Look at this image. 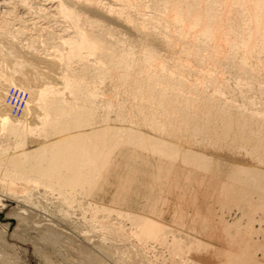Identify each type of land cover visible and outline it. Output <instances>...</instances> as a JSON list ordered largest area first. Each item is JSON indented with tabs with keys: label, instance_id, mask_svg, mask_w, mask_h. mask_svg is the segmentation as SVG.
<instances>
[{
	"label": "rangeland",
	"instance_id": "rangeland-1",
	"mask_svg": "<svg viewBox=\"0 0 264 264\" xmlns=\"http://www.w3.org/2000/svg\"><path fill=\"white\" fill-rule=\"evenodd\" d=\"M91 1L75 4L98 46L75 57L68 22L24 11L49 0L0 7V84L18 81L3 102L11 86L44 92L27 145L0 128V264H264V71L202 31L215 9V33L229 34L225 1ZM66 144L99 156L93 191L39 168L1 174L10 158Z\"/></svg>",
	"mask_w": 264,
	"mask_h": 264
},
{
	"label": "bare ground",
	"instance_id": "bare-ground-1",
	"mask_svg": "<svg viewBox=\"0 0 264 264\" xmlns=\"http://www.w3.org/2000/svg\"><path fill=\"white\" fill-rule=\"evenodd\" d=\"M15 1L16 0H0V7L3 8L4 14H11L17 8V6H20V5H17V3ZM92 1L93 2H102L101 0H92ZM216 1H218V0H216ZM224 1H225V3H224ZM75 2H76V0H58L55 2H53L52 0H49V2H47V3H44V4L41 3L42 6H45V7H40V8L34 9L31 6H29L28 8L24 9V11L27 9H31V10H33V12H36V10H38L41 14L40 17L47 19V20L48 19H60L61 21H64L65 23L68 22L69 29H72V28L75 29V31H73L74 35H69V33H68L67 35H69V37L65 38V37H63L64 34L63 35L61 34L62 35L61 38H62V42L64 43V48L67 49L68 53L73 55V57L79 55L82 49H87V50L88 49H95L98 46L97 40L92 38V36L89 35L88 31H86V29L82 26V24H80L81 15L79 12H77ZM221 2L226 4V7H227V10H225V11H227V22H228L227 29H228L229 34L226 33V34L220 36L218 33H215L217 30V27H218V24L216 23L218 21V18L216 15L217 10H215V9H213L211 11L212 13L210 16L208 15L206 17L209 19L210 23H208L205 26V28L202 29V31H204V33L208 37L226 40V44H227L229 50H231V52H234L236 50L240 54H242V56H243L242 63L244 66L249 64L252 66L251 69L257 70L258 72H263L264 71V0H223ZM18 3H19V1H18ZM213 8H215V7H213ZM31 10L28 11V14H31ZM15 12L16 11H14V13ZM21 14H23V13L21 12ZM35 14H38V13H35ZM24 15H21L18 17L23 18ZM32 15H34V13ZM179 15H181V13H179ZM186 15L187 16H186L185 23L187 22V24L185 25V28L190 29V32H192L191 29H193V28H195V26L199 25V23L197 22L199 20V17H200L199 13H197L196 11H193L189 8L186 12ZM25 17H28V16H25ZM6 18L7 17H5V19ZM19 18H18V20H19ZM176 18H178L177 20H179V17H176ZM15 19H16V17H15ZM29 19L26 21H29ZM23 20L24 19L21 20L22 23L24 22ZM49 21L50 20L45 21V22L48 23ZM24 23H26V22H24ZM29 23L37 24L36 22H33L32 20ZM52 23L54 24L55 22H52ZM63 23H61V24H63ZM40 24H42V23H40ZM56 24H57V22H56ZM48 25H50V23H48ZM57 25H59V22ZM27 26H29L28 23H27ZM42 26H43V24H42ZM64 27H67V25ZM23 28L24 29H22V31L27 32L25 30L26 27H23ZM61 28H60V30H61ZM32 29H35V28H32ZM48 29H50V28H48ZM69 29H67V31ZM18 30H21V28H19ZM28 30L30 33L31 32L37 33L36 32L37 30L36 31H30V29H28ZM41 30H43V27L41 28ZM62 30H63V28H62ZM39 31H40V29H39ZM193 32L195 33L194 30H193ZM45 33H47V31ZM191 34H193V33H191ZM29 37H30V39H32L31 36H29ZM2 44H3V41H1L0 46ZM65 49H64V51H65ZM73 57H71V58H73ZM0 69H1V67H0ZM0 77H1V79L3 78V72L2 71H0ZM64 78L66 80H72L71 76H64ZM9 83H13V84L17 85L18 81L14 78L12 79L11 77L10 78L6 77L4 80V83L0 84V128L2 129V131H8V132H12V133L21 129L20 130L21 134H20L19 144L20 145H27V143H28L27 134L29 132L31 133L33 131L31 124L33 123V120L37 117V114L34 112L33 107H35V105H39V103L42 101V96H43L44 92L41 91L40 89L39 90L36 89V92H35V90L30 91L29 100H28L29 107L27 105L28 108H26V110H25V112H26L25 117H23L24 116L23 115L22 119L14 120L12 118L13 116L9 114L10 111L8 112V109L6 108L7 104L5 102V99L3 102V94H4L3 92L5 91V88ZM25 89H27V88L25 87ZM15 118H17V117H15ZM230 128H231V126L229 125V129ZM24 132H25V137L22 136V133H24ZM70 139H65L64 142L69 143L68 140H70ZM30 150H32V151H30V153L29 152L24 153L25 155H27L24 158L25 161L22 159H18L19 162H17V161H15L17 159L10 158L7 162L5 169H4L5 170L4 173L2 172L1 174L2 175L4 174V176L11 177L12 179H14L13 176L19 175L23 172L29 173L28 171H30V169L32 170L33 168H35V169L39 168L38 171H41V170L44 171L45 170L46 171L45 173L49 174L48 176H50V173H52V171H54V173L60 172L59 175L64 176L67 179L66 182L68 181L69 185H71V187L73 189L79 190L81 187H83L80 191H82L84 193H87L89 191H93L95 189V188H92V185L95 183V187H96L97 177L100 174V171L97 169L98 168L97 159H99L98 158L99 156H95V155H93V153H90V150L85 148L83 145H68V144H66V145L59 146L53 152H49L48 148H46V146H37V147H34L33 149H30ZM35 153H38V154H35ZM77 154L84 155L85 158L82 159V157H83L82 156L81 160H79L78 159L79 155H77ZM31 155H33L32 158L30 157ZM76 155L78 156L77 158H76ZM23 162H26L27 164L23 168H21V164ZM63 170L65 171V174L61 173V171H63ZM33 172H36V171L32 170V173ZM86 184H88L89 187L85 188ZM0 202L2 205H4L3 195H0ZM139 221H140V223L146 225V226L141 225L143 227L142 232L144 233L143 234L144 236L151 238L152 236L154 237L157 235V233H155V231H154L157 228V221H155L151 218H148V217H144V216L141 217V219ZM250 225L251 224H249V226ZM253 231H254L253 228H250V232H253ZM218 243H220V242H218ZM221 243H222V241H221ZM209 245H211V244H209ZM206 246L207 245H205V247ZM194 247H195V245H194ZM212 247H213V245H212ZM218 252H220V251H218ZM190 254H192V252ZM214 254H215V251H214ZM192 255L190 256L191 258H192ZM203 258H205V257H203ZM206 259H208V258H206ZM200 260L202 261V259H200ZM204 263H205V261H204Z\"/></svg>",
	"mask_w": 264,
	"mask_h": 264
},
{
	"label": "built area",
	"instance_id": "built-area-1",
	"mask_svg": "<svg viewBox=\"0 0 264 264\" xmlns=\"http://www.w3.org/2000/svg\"><path fill=\"white\" fill-rule=\"evenodd\" d=\"M29 93L23 88L11 86L6 93L5 102L10 114L13 117L20 118L24 115L28 105Z\"/></svg>",
	"mask_w": 264,
	"mask_h": 264
}]
</instances>
